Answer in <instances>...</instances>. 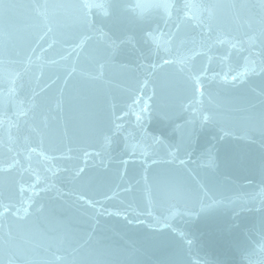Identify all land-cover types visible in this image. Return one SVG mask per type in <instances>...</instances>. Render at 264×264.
I'll list each match as a JSON object with an SVG mask.
<instances>
[{"label":"water","instance_id":"water-1","mask_svg":"<svg viewBox=\"0 0 264 264\" xmlns=\"http://www.w3.org/2000/svg\"><path fill=\"white\" fill-rule=\"evenodd\" d=\"M0 264H264V0H0Z\"/></svg>","mask_w":264,"mask_h":264},{"label":"clouds","instance_id":"clouds-1","mask_svg":"<svg viewBox=\"0 0 264 264\" xmlns=\"http://www.w3.org/2000/svg\"><path fill=\"white\" fill-rule=\"evenodd\" d=\"M82 7H84L85 9L89 8V5L86 3L84 5H82ZM135 9H152V8H160L164 11H167L170 8V5L166 4V3H138L136 5L133 6Z\"/></svg>","mask_w":264,"mask_h":264}]
</instances>
